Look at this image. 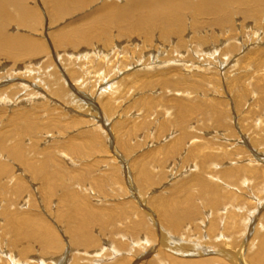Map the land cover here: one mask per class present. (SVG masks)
<instances>
[{"label":"rangeland","instance_id":"1","mask_svg":"<svg viewBox=\"0 0 264 264\" xmlns=\"http://www.w3.org/2000/svg\"><path fill=\"white\" fill-rule=\"evenodd\" d=\"M172 1L181 24L156 15L154 0L7 3L0 264L27 259L26 245L59 264H264L253 260L264 237V0ZM245 167L253 173L237 177ZM251 194L261 205L246 223ZM165 202L183 205L168 216ZM76 207L98 217L88 254L76 249L86 236ZM26 215L27 233L54 235L57 249L15 243ZM229 218L237 230L214 232Z\"/></svg>","mask_w":264,"mask_h":264},{"label":"bare ground","instance_id":"2","mask_svg":"<svg viewBox=\"0 0 264 264\" xmlns=\"http://www.w3.org/2000/svg\"><path fill=\"white\" fill-rule=\"evenodd\" d=\"M16 1H18V0H0V44H2L3 43V40L5 39V40H7L6 38L9 36V34L8 35H6V31H5V28H6V26H7V24H8V21H9V19H11V17H10V14H9V12H11V11H9V9L7 10V7L9 6L7 3L8 2H11V3H15L16 4ZM53 1H56V0H53ZM59 3H63V0H57ZM204 3H217V4H219L220 5V8L222 9V7H225L226 6V3L223 1V0H202ZM172 0H154V2H153V11L155 10H158V12H155L156 13V15L158 14L160 17H162V19H163V21L164 20H167V19H169L170 21H169V23H174V21H178L180 24L182 23V17H181V14H180V11H179V7L178 6H175V5H173L172 4ZM137 6H139V7H144V2H142V1H136V2H134ZM7 5V6H6ZM13 8V7H12ZM152 8V7H151ZM150 8V9H151ZM161 8H163V9H161ZM177 8V9H176ZM165 10V11H164ZM9 11V12H8ZM150 12L152 11V10H149ZM162 11H164V14L162 15ZM126 14V13H125ZM151 14H152V12H151ZM20 15H22V14H20ZM118 16H120L121 18L124 16V14H121V13H119V14H117ZM147 15L149 16H147L148 18H150V15L147 13ZM5 17V18H4ZM21 17V16H20ZM25 17V16H24ZM113 17H115V16H111L110 18H113ZM147 17H146V13L145 14H143L142 16H140V17H138L137 19H136V21L138 22V23H145L146 22V24H147V21L149 20V19H147ZM153 17V16H152ZM7 18V19H6ZM109 18V19H110ZM21 19V18H20ZM25 19V18H24ZM7 20V21H6ZM26 20V19H25ZM154 20V19H153ZM161 19L159 18V21H160ZM11 22V21H10ZM9 22V23H10ZM150 22H152L151 21V19H150ZM168 22V21H167ZM153 23V22H152ZM148 24H149V22H148ZM151 24V23H150ZM178 24V23H177ZM138 27V25L136 24L135 25V28H137ZM150 27V26H149ZM170 31V30H169ZM13 37V36H12ZM11 39V38H10ZM9 41V40H8ZM7 41V42H8ZM26 40H24V41H22V43L23 44H25V43H27V42H25ZM6 42V41H5ZM8 43H10V42H8ZM21 43V42H20ZM5 44V43H4ZM9 45V44H8ZM3 46V45H2ZM5 46V45H4ZM18 46V45H17ZM0 47H1V45H0ZM9 47H11V46H9ZM19 47V46H18ZM2 49V48H1ZM9 49V48H8ZM12 49H14V48H12ZM83 52V51H82ZM255 168V167H254ZM240 169H242V170H240ZM245 171H244V170ZM255 170H257V171H255V173L257 174V175H259L258 173H260V172H258V171H261V174L263 175L264 174V172H262V170H260V169H255ZM241 171H244V172H249V173H253V168L252 167H245V168H238L237 169V172H236V175H238L237 177H239V174H242L241 173ZM230 172V171H229ZM232 172V171H231ZM233 175V174H232ZM245 175V174H244ZM251 175V174H250ZM228 176V175H227ZM226 176V177H227ZM241 176V175H240ZM246 176V175H245ZM233 177V176H232ZM250 177V176H249ZM236 179V178H235ZM248 177L246 176L245 177V179H243V181L242 182H240L239 184H243V183H246V181L248 182ZM230 180V179H229ZM240 180V179H239ZM235 181V180H234ZM250 181V180H249ZM231 182V181H230ZM254 182V181H253ZM228 184V183H227ZM230 185H233V184H230ZM236 185V184H235ZM254 185V184H253ZM215 186H216V184H215ZM234 186V185H233ZM237 186H239V185H237ZM261 188L259 187V192H264V182H262L261 183ZM239 187H241V186H239ZM208 188V187H207ZM212 188V187H211ZM232 189V188H231ZM255 189H257V188H255ZM206 190V189H205ZM204 190V191H205ZM206 192V191H205ZM52 193V192H51ZM233 193V192H232ZM218 192H216V196H214L212 199H214L213 201H211V204L212 205H215V207L217 208V206H219V204H220V199H219V197H218ZM212 195H213V193H212ZM215 195V194H214ZM233 195V194H232ZM252 195V196H251ZM250 196L252 197H249V199H247L248 201H250V200H256V204H255V206L254 207H251L250 209H247V215L245 216V218H244V221L247 223V220L249 221L250 219H249V216H251L252 215V211H256L257 209V205L259 204V202L261 201L260 200V198L258 197V196H256L255 194H251ZM223 196V195H222ZM218 198V200H216ZM222 198V197H221ZM246 198H248V197H246ZM191 199V198H190ZM245 199V198H244ZM262 199V198H261ZM246 199H245V201H246V203L248 202ZM218 202H219V204H218ZM188 203H189V201H188ZM210 203V202H209ZM245 203V204H246ZM264 203V202H263ZM179 204H181V203H179ZM179 204H177V205H170V203H167V202H165L164 203V206H163V208H164V211H165V213L169 216L170 215V212L171 213H174V214H176L175 212H174V209L172 210V208H174L175 206V208H179V209H181L180 208V205ZM185 204L187 205V202H185ZM184 204V205H185ZM21 205V204H20ZM181 205H183V204H181ZM185 205V206H186ZM189 205V204H188ZM192 205H194L193 203H192ZM217 205V206H216ZM260 205H261V202H260ZM68 206V205H67ZM246 206V205H245ZM245 206L243 205V208H245ZM79 207V206H78ZM78 207H76L75 208V210H76V212L73 214L74 215V218H72L71 220V222L73 223V222H75L76 224H77V227L76 228H78V230L80 229L82 232H84L85 234H86V236H85V238L83 237V235H81V237H83V239H80V237H79V235L77 236H75V238H76V240H75V242H76V244L78 245V247L79 248H76V249H78V252H80V253H78V254H81V252L83 251L84 253H87L88 254V252L87 251H85L83 248H84V245L83 244H86L85 245V247H88L87 245H91L92 243H94L93 241H94V237L92 236V231H91V229H90V224L94 221V220H96V219H98V217H97V215H94V213H92V215L91 214H87V211H86V207L85 208H83V209H79ZM81 207V206H80ZM194 207V206H193ZM193 207H191V210H194V209H192ZM213 207V206H212ZM71 208V207H70ZM88 208V207H87ZM183 208H185V207H183ZM247 208V207H246ZM259 208V207H258ZM186 209V208H185ZM184 209V210H185ZM218 209V208H217ZM220 209H221V207H220ZM220 209H218L219 210V213L221 212V210ZM227 209V208H226ZM236 209V208H235ZM234 209V210H235ZM238 209H241V207H239L238 206ZM256 209V210H255ZM78 210V211H77ZM88 210H90V207L88 208ZM222 210H225L224 209V207H223V209ZM231 210H233V208L231 209ZM237 210V209H236ZM213 211V210H212ZM227 211V210H226ZM72 212V211H71ZM74 212V211H73ZM182 212V211H181ZM185 212V211H184ZM194 212L196 213V209L194 210ZM193 212V213H194ZM211 212V211H210ZM223 212V211H222ZM233 212H236V211H233ZM70 213V212H69ZM177 213H179V211L177 212ZM189 213V212H188ZM193 213H192V216H193ZM255 213V212H254ZM67 214V213H66ZM95 214H96V212H95ZM173 214V215H174ZM180 214V213H179ZM214 214V213H213ZM218 214V213H217ZM230 214V213H229ZM181 215L183 216V214L181 213ZM220 215V214H219ZM222 215V214H221ZM236 215H237V218H238V215L239 214H237L236 213ZM36 216V215H35ZM79 216H81V217H79ZM178 216H180V215H178ZM190 216V215H189ZM213 216H215V215H213ZM224 216V215H223ZM231 215H227V213H226V217L228 218V217H230ZM67 217V216H66ZM225 217V216H224ZM232 217V216H231ZM241 217V216H240ZM252 217V216H251ZM255 217V216H254ZM177 218V217H176ZM178 218H180V219H182V217H178ZM69 219V218H68ZM193 219V218H192ZM219 219H220V221H221V219L222 218H217L216 220L219 222ZM252 219V218H251ZM16 220V219H15ZM33 219H31L28 215H26V216H23L22 218H21V220H17V222L15 223V227H14V230L16 231V232H18V234H15V235H17V236H15V235H13V236H15L16 238L14 239L15 240V243L17 242V244L18 245H20L19 243H21V242H24V241H26V239H28V238H31V240L32 241H29V243H31L32 245H34L35 243H38L39 244V242H46V249H48V250H50L51 251V249L52 248H58L59 247V244L56 242V240L57 239H55V237H54V235L53 236H49L48 234H47V236H45L44 234H42L41 232H39V231H41V230H39L38 231V234H36L35 235V233H34V235L33 236H30V233H31V231L32 230H30V227H33V228H36V226H35V224L33 223V221H32ZM191 220V219H190ZM235 220V219H234ZM238 220V219H237ZM260 220H261V218H260ZM259 220V223L261 222ZM8 221H10V220H8ZM186 221V220H185ZM264 221V220H263ZM238 222H239V220H238ZM18 223H19V225L20 226H18ZM242 223V222H241ZM34 224V225H33ZM221 224V223H220ZM263 224V223H262ZM214 225V232H215V230L216 231H220V232H222V231H234V230H237L236 228H238V226H237V221H230V218H229V220L227 221V222H225V224H224V227H222V228H219L218 227V225H216V222L213 224ZM241 225V224H240ZM255 225V224H254ZM264 225V224H263ZM263 225H262V227L260 228V229H262L263 228ZM247 226H248V224H247ZM241 227V226H240ZM211 229V228H210ZM264 229V228H263ZM51 230V229H50ZM14 231V232H15ZM27 232H30V233H27ZM34 232V231H33ZM76 232V231H75ZM79 232V231H78ZM223 233V232H222ZM52 234V233H51ZM75 234H78V233H75ZM212 236H213V234H211ZM217 236H218V234H216ZM262 235V234H261ZM50 237V239H49V237ZM55 236H56V233H55ZM59 236V235H58ZM219 236H220V234H219ZM222 236V235H221ZM33 237V238H32ZM54 237V238H53ZM77 237H78V239H77ZM144 237V236H143ZM216 237V236H215ZM57 238V237H56ZM74 238V239H75ZM145 238V237H144ZM143 238V240H145ZM140 239H142V238H140ZM140 239H138V240H140ZM216 239H217V237H216ZM260 239V238H259ZM13 240V241H14ZM130 240V239H129ZM137 240V241H138ZM136 241V242H137ZM215 241V240H214ZM64 242V241H63ZM260 242V241H259ZM107 243V242H106ZM110 244V243H109ZM23 246V245H22ZM194 246V245H193ZM111 247V246H110ZM200 247V246H199ZM36 248V247H35ZM35 248H33V246H31V245H26V248L24 247V251H25V256H27L26 258L27 259H25L24 261H22V260H18L17 258H12V260H11V262H13L14 264H32L33 262H35V264H48L49 262H52L53 264H59L58 263V261L61 259V258H59V256L58 257H56L54 254L52 255V253H47L46 255H42V253L40 254L39 252H41V251H39L38 252V255H37V253L36 254H32V253H34V249ZM258 251L255 253V255H254V257H253V260H255V261H257V263H262V262H264V237L261 239V242L259 243V246H258ZM41 249V248H40ZM74 249V248H73ZM76 249H74V250H76ZM97 249V248H96ZM103 249V248H102ZM178 249V248H177ZM80 250H82V251H80ZM46 251V250H45ZM104 251V250H103ZM185 251V250H184ZM192 251V250H191ZM21 252V253H22ZM100 252H101V250L100 251H98V250H94V251H92V252H90V255L92 254L93 255V257L96 259V261H99V259L96 257V256H98L97 254H100ZM111 252H113V251H111ZM177 252V251H176ZM21 253H20V255H21ZM13 254V253H12ZM77 254V255H78ZM86 254V255H87ZM114 254H115V251H114ZM9 255H10V252H9ZM19 255V254H18ZM66 255V254H65ZM89 255V256H90ZM129 255V254H128ZM226 255V254H225ZM11 256V255H10ZM45 256H47V257H45ZM63 256V255H62ZM61 256V257H62ZM76 256V255H75ZM88 256V255H87ZM100 256V255H99ZM9 257V256H8ZM24 257V256H23ZM74 257V256H73ZM72 257V258H73ZM80 257H81V255H80ZM78 258H79V256H78ZM127 258V257H126ZM62 259H63V261H65L64 260V258L62 257ZM66 259V258H65ZM67 259H68V257H67ZM71 260V259H70ZM124 261V260H123ZM196 261V260H195ZM31 262V263H30ZM74 262V261H73ZM94 262V261H93ZM60 263H61V261H60ZM71 263V262H70ZM78 263V262H77ZM76 263V264H77ZM80 263V262H79ZM134 263V262H133ZM173 264H184L185 262H180V261H178V259H174L173 260V262H172ZM10 264V263H9ZM12 264V263H11ZM34 264V263H33ZM64 264V263H63ZM69 264V263H68ZM72 264V263H71ZM75 264V263H74ZM81 264V263H80ZM107 264V263H106ZM185 264H202V263H193V262H186Z\"/></svg>","mask_w":264,"mask_h":264}]
</instances>
